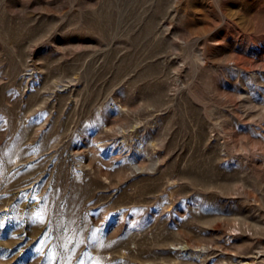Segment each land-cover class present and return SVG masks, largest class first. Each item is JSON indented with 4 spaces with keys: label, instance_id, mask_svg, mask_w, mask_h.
Masks as SVG:
<instances>
[{
    "label": "rangeland",
    "instance_id": "1",
    "mask_svg": "<svg viewBox=\"0 0 264 264\" xmlns=\"http://www.w3.org/2000/svg\"><path fill=\"white\" fill-rule=\"evenodd\" d=\"M263 256L264 0H0V264Z\"/></svg>",
    "mask_w": 264,
    "mask_h": 264
},
{
    "label": "bare ground",
    "instance_id": "2",
    "mask_svg": "<svg viewBox=\"0 0 264 264\" xmlns=\"http://www.w3.org/2000/svg\"><path fill=\"white\" fill-rule=\"evenodd\" d=\"M223 244H226L227 242H222ZM257 257V256H256ZM256 257L255 258H249L247 261L246 260H242V261H240V263L241 264H251V263H253L254 262V260L256 259ZM262 260H264V256H263V258H262ZM243 261H245V262H243Z\"/></svg>",
    "mask_w": 264,
    "mask_h": 264
}]
</instances>
